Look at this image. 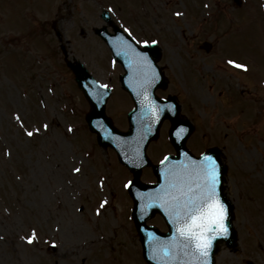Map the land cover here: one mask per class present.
I'll list each match as a JSON object with an SVG mask.
<instances>
[{"label": "rangeland", "instance_id": "obj_1", "mask_svg": "<svg viewBox=\"0 0 264 264\" xmlns=\"http://www.w3.org/2000/svg\"><path fill=\"white\" fill-rule=\"evenodd\" d=\"M206 1L211 9L206 23L196 0H171L169 15L158 2L144 6L140 17L129 18L126 8L120 12L134 37L140 41L153 34L163 47L161 62L171 82L161 93L177 95L197 122L192 150L199 154L218 145L223 152L239 243L234 252L222 247L216 264H264V12L259 7L264 0H245L228 10L223 9L232 0ZM96 2L123 6L133 0ZM94 6L92 0H0V264H145L133 224L125 220L131 202L123 183L131 175L115 163L113 153L96 149L84 121L88 108L77 99L66 67L80 60L112 86L109 114L117 125L124 122L118 120L131 104L119 92L109 50L90 32L102 26ZM178 12L211 29L199 33V41L194 37V55L210 65L201 67L198 78L186 73L183 50L192 38ZM202 40L214 44L210 54L199 49ZM216 53L225 72L213 76ZM229 59L250 70L231 68ZM217 79L222 83L212 88ZM36 128L38 134L26 135L25 129ZM155 146V157L172 150L164 140ZM109 160L112 170L105 165ZM151 177L144 174V180ZM104 199L108 204L98 216ZM153 222L164 228L159 217ZM32 229L39 238L30 245L22 237Z\"/></svg>", "mask_w": 264, "mask_h": 264}, {"label": "snow or ice", "instance_id": "obj_2", "mask_svg": "<svg viewBox=\"0 0 264 264\" xmlns=\"http://www.w3.org/2000/svg\"><path fill=\"white\" fill-rule=\"evenodd\" d=\"M176 15L179 16L181 13L178 12ZM124 32L131 37V40L124 42L121 52L117 55H129L130 53L137 67L151 73L147 79L150 86L159 74L155 71L149 52L141 51L137 44H142L147 48L150 45H157L159 41L155 39L136 41L130 29L125 28ZM226 63L231 68L243 72L250 70L248 64L235 59H229ZM103 87L106 88L107 85ZM174 107V105H169V108ZM162 110L161 108L154 109L157 120ZM15 118L20 126L24 127L21 115L17 114ZM48 128V124L43 125L44 130ZM68 130L72 131V128L69 127ZM25 131L28 137H33L41 129H25ZM187 131L185 127H180L176 135L182 139ZM182 155L184 159L179 162H172L170 156H164L160 161L164 182L156 193L149 194L153 202L164 209L173 228L168 247L163 250L164 259L158 264H212L211 252L214 242L218 238L228 237L230 231L229 205L221 195V163L210 149L201 151L198 158H192L188 152H183ZM72 171L80 173L81 168L74 167ZM131 184L132 181H128L125 187ZM100 186H104V180L100 181ZM107 204L106 199L100 202L96 209L98 216L102 214V209ZM38 238L36 229H32L30 235L22 237L30 245L34 244ZM53 245H55L54 241ZM158 255L159 249L154 248L151 258L156 260Z\"/></svg>", "mask_w": 264, "mask_h": 264}, {"label": "water", "instance_id": "obj_3", "mask_svg": "<svg viewBox=\"0 0 264 264\" xmlns=\"http://www.w3.org/2000/svg\"><path fill=\"white\" fill-rule=\"evenodd\" d=\"M106 40L107 37L104 36ZM114 38H119V35H114ZM109 44L114 50V54L117 60L122 62L124 66L126 67L128 73L127 76L123 79L130 81L132 83H136L135 85H130L132 87L126 86L130 91L132 92V95L134 96L136 100V105L137 109L135 112L130 114L131 121H133V127L132 130L127 133V134H120L117 133L115 129H113L104 117V106L98 107L97 105H94L93 111L91 112V115L88 117L89 122L91 123L92 129L96 130L99 133V141L102 145L107 146V145H112L113 147H116L118 150H122V160L126 162L130 167L133 168H140V166L143 163V153L146 144L154 137H156L158 133V129L160 127V124L162 123L163 120L166 118H169L173 122V129L171 131L172 139L174 140L176 147L178 149V155L174 158H172V162H179L184 159L182 153L187 152L184 148L186 138L185 136L189 135L192 131L191 126L187 124V127L189 130L187 133L183 134V138H179L176 135V132L179 130V125L180 123L185 124V121L180 122L178 119V114H179V106L175 104L172 100H169L168 102H163L160 100H157L154 97V90H157L159 87L165 86L163 83L162 78L160 75H158V78L153 80L151 82V85L147 83V79L150 77L151 73L148 72L149 74H145L144 78L141 77V69L137 67V65L133 61H129L128 58H126L123 54L117 55L118 52H121L122 48H118L117 46H114L113 43H111L110 40H108ZM124 46V43H123ZM122 46V47H123ZM156 49V48H155ZM154 48L151 49H146L144 51H148L150 57H154L152 60V64L155 66V63L157 59L159 58V54L156 52L157 49L155 50ZM155 50V51H153ZM130 55V53H129ZM151 58V59H152ZM131 62V63H130ZM136 70L135 74L134 71ZM145 71V70H144ZM155 71L158 72L157 67L155 66ZM133 72V73H132ZM159 74V73H158ZM135 75L138 76V79H134ZM77 80L80 82V86L82 88H85L84 90H87V85L86 82L90 80V77H86L85 74H81V69L78 68L77 70ZM125 86V85H124ZM106 96V95H105ZM107 98V96H106ZM169 105H174V108H169ZM155 108H161L163 109L159 113V119H156V114L154 112ZM134 122H136L137 126H141L145 124L146 122H151L150 125L147 126V123L140 127V130L133 131L134 129ZM142 123V124H141ZM157 131V132H156ZM120 134V135H119ZM131 134H136V137H139V141H136L135 139H130L127 140V136H130ZM186 136V137H187ZM139 147V149H138ZM137 149L139 150L137 152ZM137 152V153H136ZM137 157H140L137 160H134L132 158H129L132 156V154H135ZM215 156L218 157V155L215 152H212ZM190 155V154H189ZM192 157V155H190ZM193 158V157H192ZM163 168L162 166H158L155 168V172L157 176L159 177V182L156 185H141L140 183L135 182L133 187L130 188L132 189V193L134 195V200H136V209L135 210V218L137 222L138 229L141 232L142 235V241L144 244V254L146 259L148 260L149 263L151 264H158L160 260L164 259V249L168 247V242L171 240L172 237V224L169 221L168 216L166 215L165 211L163 208H161L157 203L153 202V199L150 197L149 194L156 193L160 185L164 182V177L162 175ZM223 175H224V169L221 166V181L223 182ZM221 195L222 198L225 200V202L229 205V228L231 230V236H230V231H229V236L226 237L224 240V237L218 238L214 242V246L211 252V261L212 264L215 263V260L213 259L215 254L218 251V244L220 242L225 241L229 246L233 245L236 239V234L233 230L232 227V211H233V206L230 203V201L227 200L226 196L224 195L223 192V187L221 186ZM161 212L166 219L168 220V224L170 227V233L168 234H162L159 233L155 228L152 227H147L145 222L147 219H150L156 212ZM158 248L159 249V255L156 260H153L151 257L153 255V249Z\"/></svg>", "mask_w": 264, "mask_h": 264}]
</instances>
